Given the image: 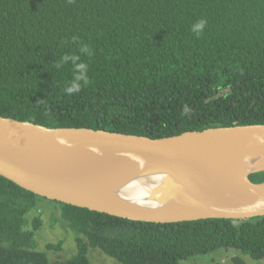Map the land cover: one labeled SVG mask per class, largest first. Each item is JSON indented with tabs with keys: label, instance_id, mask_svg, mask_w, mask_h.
<instances>
[{
	"label": "trees",
	"instance_id": "obj_1",
	"mask_svg": "<svg viewBox=\"0 0 264 264\" xmlns=\"http://www.w3.org/2000/svg\"><path fill=\"white\" fill-rule=\"evenodd\" d=\"M201 18L207 26L197 37L191 25ZM64 54L88 66V83L72 95L65 89L81 70L71 60L57 69ZM0 115L151 138L264 124V0H0ZM250 179L263 182L264 171ZM42 200L57 203L76 234L70 258L53 261L37 248L42 217L29 216ZM228 248L241 252L235 264H248L242 255L263 260L264 216L136 221L0 175V264H92L96 249L121 264H181Z\"/></svg>",
	"mask_w": 264,
	"mask_h": 264
},
{
	"label": "water",
	"instance_id": "obj_2",
	"mask_svg": "<svg viewBox=\"0 0 264 264\" xmlns=\"http://www.w3.org/2000/svg\"><path fill=\"white\" fill-rule=\"evenodd\" d=\"M259 148L249 160L244 155ZM264 124L210 127L151 138L86 127H48L0 115V175L51 200L136 221L171 223L264 216ZM143 172L160 207L121 196Z\"/></svg>",
	"mask_w": 264,
	"mask_h": 264
},
{
	"label": "rangeland",
	"instance_id": "obj_3",
	"mask_svg": "<svg viewBox=\"0 0 264 264\" xmlns=\"http://www.w3.org/2000/svg\"><path fill=\"white\" fill-rule=\"evenodd\" d=\"M42 209H38L35 214L29 216L34 219V215L40 214L42 217L41 226L36 230L37 248L47 251L51 260L70 258L78 251L76 234L73 229L65 223L61 217V210L57 203L42 200ZM33 229V225L29 226ZM59 244V249H48V244ZM241 256V252L235 248L219 249L209 254H198L184 259L181 264H235L233 258ZM248 264H264L263 260H254L248 255H242ZM92 264H121L113 257L106 255L103 251L96 249L89 251Z\"/></svg>",
	"mask_w": 264,
	"mask_h": 264
},
{
	"label": "bare ground",
	"instance_id": "obj_4",
	"mask_svg": "<svg viewBox=\"0 0 264 264\" xmlns=\"http://www.w3.org/2000/svg\"><path fill=\"white\" fill-rule=\"evenodd\" d=\"M259 148L244 155V161L248 166L249 160L259 152ZM140 176V177H139ZM138 179L126 184L118 192L121 196L138 208L153 210L160 207V204L151 198V190L163 183V174L143 172L139 174Z\"/></svg>",
	"mask_w": 264,
	"mask_h": 264
},
{
	"label": "clouds",
	"instance_id": "obj_5",
	"mask_svg": "<svg viewBox=\"0 0 264 264\" xmlns=\"http://www.w3.org/2000/svg\"><path fill=\"white\" fill-rule=\"evenodd\" d=\"M68 3H73L74 0H67ZM207 26V20L206 19H199L197 21H195L192 25H191V31L197 36L199 37L204 29ZM73 42L75 43L79 38L78 37H73ZM79 51L82 54H86V55H90L91 51H90V47L87 44H81L79 47ZM79 56L76 54H64L61 57V60L59 63L55 64V67L57 69H61L65 64H67V61L71 60L73 62L74 65V69H80V73L75 75V83H72V85L70 87H66L65 92L68 95H72L73 93H78L82 90V85H86L88 83V66L86 63L81 62L79 64L76 63L77 60H79ZM191 111V109L185 105L184 109H183V113L184 114H188Z\"/></svg>",
	"mask_w": 264,
	"mask_h": 264
}]
</instances>
